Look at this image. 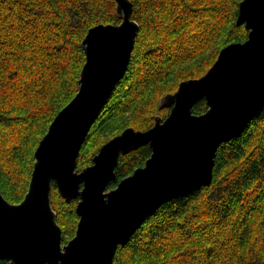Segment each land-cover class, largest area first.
Masks as SVG:
<instances>
[{
    "label": "trees",
    "instance_id": "1",
    "mask_svg": "<svg viewBox=\"0 0 264 264\" xmlns=\"http://www.w3.org/2000/svg\"><path fill=\"white\" fill-rule=\"evenodd\" d=\"M130 1L140 28L131 60L87 135L79 171L125 129L166 118L165 95L248 38L237 22L242 0ZM122 21L117 0H0V191L9 202L24 199L41 139L79 90L84 37L95 25ZM207 109L201 99L192 110ZM151 154L147 144L120 155L108 189ZM51 200L66 244L77 231L80 198L68 202L53 186ZM113 264H264V107L220 145L212 183L163 203L118 247Z\"/></svg>",
    "mask_w": 264,
    "mask_h": 264
},
{
    "label": "water",
    "instance_id": "2",
    "mask_svg": "<svg viewBox=\"0 0 264 264\" xmlns=\"http://www.w3.org/2000/svg\"><path fill=\"white\" fill-rule=\"evenodd\" d=\"M119 24H98L84 37L86 62L79 90L51 122L36 152L28 191L19 203L0 191V258L14 264H113L145 220L166 201L213 180L218 148L241 134L264 107V0H242L238 24L248 38L225 46L208 72L165 95L147 130L125 129L106 142L81 171L77 159L94 122L126 73L139 33L133 3L117 0ZM205 99L208 109L193 113ZM146 164L108 189L120 155L143 145ZM56 187L68 202L80 198L76 234L63 243L52 206Z\"/></svg>",
    "mask_w": 264,
    "mask_h": 264
},
{
    "label": "bare ground",
    "instance_id": "3",
    "mask_svg": "<svg viewBox=\"0 0 264 264\" xmlns=\"http://www.w3.org/2000/svg\"><path fill=\"white\" fill-rule=\"evenodd\" d=\"M87 167V166H86Z\"/></svg>",
    "mask_w": 264,
    "mask_h": 264
}]
</instances>
